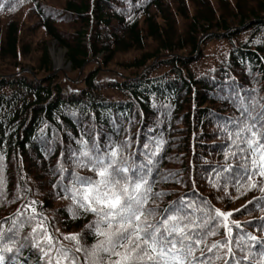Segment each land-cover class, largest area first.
<instances>
[{"label": "trees", "instance_id": "obj_1", "mask_svg": "<svg viewBox=\"0 0 264 264\" xmlns=\"http://www.w3.org/2000/svg\"><path fill=\"white\" fill-rule=\"evenodd\" d=\"M0 3L5 5L0 17L8 18L4 27L0 23V60L18 68L19 59L32 55L34 43L41 57L33 73L49 76L0 73V225L5 231L17 209L35 200L65 246H71L61 236L67 233H80L81 242L91 245L94 236L85 226L92 215L73 218L70 200L53 187L60 180L59 165L66 169V184L73 170L71 151L79 149L81 137L89 144L98 138L101 146L127 137L137 159L144 143L154 147L163 139L152 173L153 192L163 195L149 206L163 211L184 197L223 211L239 209L230 219L242 228L233 225L232 236L250 233L257 240L241 239L233 250L237 258L249 256L240 264H261L264 192L257 187L240 194L234 181H225L233 174L223 171L229 141L221 125L241 118V97L245 103L252 97L264 103V0ZM18 14L32 16V24L24 29L15 20ZM49 42L66 50L72 73H82L72 89L54 75ZM203 58L207 61L196 71ZM254 110L260 111L259 104ZM77 171L92 175L86 168ZM254 180L264 183L259 176ZM18 231L3 264H45L25 240L29 225ZM217 231L209 243L224 238L222 225ZM248 247L251 252L241 250Z\"/></svg>", "mask_w": 264, "mask_h": 264}, {"label": "snow or ice", "instance_id": "obj_2", "mask_svg": "<svg viewBox=\"0 0 264 264\" xmlns=\"http://www.w3.org/2000/svg\"><path fill=\"white\" fill-rule=\"evenodd\" d=\"M4 7L0 3V9ZM244 100L240 98L241 118L221 125L229 141L223 171L233 174L225 181H234L235 191L240 194L241 189L257 187L264 192V183L254 180L257 176L264 180V103L255 97L248 103ZM257 104L259 112L254 110ZM76 142L80 147L71 151L73 170L68 182H63L66 169L61 163L60 180L53 187H60L64 198L70 200L68 211L73 218L92 215L85 227L94 236V242L83 244L80 233L61 234L63 240L71 242L70 247L65 246L49 230L48 218L38 210L39 202L33 200L22 205L23 211L17 209L12 227L7 230L11 236L0 225V264L4 261L3 253L12 251L10 245L15 244L18 228L24 224L30 227L25 240L39 250L45 264H215L220 260L224 264H240L249 259L248 255L237 258L233 250L240 247L241 239L257 240L250 233L232 236L233 225L242 228L238 220L230 219L232 212L239 209L223 211L208 201L196 205L186 202L184 197L163 211L149 206L155 205L153 197L163 195L153 192L152 179L154 157L159 154L163 139L157 140L154 147L151 141L144 143L145 151L138 154L142 159L130 151L132 144L127 137L119 143L108 139L103 146L98 138L91 144L83 137ZM236 160L240 163L234 166ZM79 168H86L92 175H80ZM223 187L227 193V183ZM220 225L224 238L209 243V237L218 235ZM241 250L251 252L250 247ZM78 254H83V261ZM259 256L264 264V251Z\"/></svg>", "mask_w": 264, "mask_h": 264}, {"label": "rangeland", "instance_id": "obj_3", "mask_svg": "<svg viewBox=\"0 0 264 264\" xmlns=\"http://www.w3.org/2000/svg\"><path fill=\"white\" fill-rule=\"evenodd\" d=\"M16 19L18 22H20L24 26V29H26L28 25L32 24L31 22L32 16L26 17V16H23V14L22 15L18 14V17L15 18V20ZM7 20L8 18L5 16L0 17V23L2 24V27L5 26V24L7 23ZM149 42H151V46L155 44V43H152L153 41L151 40ZM42 43L43 41L41 42V44ZM32 49H33V52L30 57H26L22 61H20V59L18 60V63L20 62V64L18 65V68L13 67V64L9 63V61L0 60V73L2 72L4 75H6V74H13L14 72L23 71L25 73L35 75L38 78L49 77L44 72H40L39 74H36L35 72L33 73L35 67H37L38 65V62L41 57V53H40V48L39 47L36 48L34 43H32ZM210 49L211 47H209L207 51H210ZM49 50H50V56H51L52 63H53V69L55 70L54 75L61 80L62 84L66 88L70 86L69 88L72 89L73 86L77 85L78 80L80 79L82 73L77 77L76 74L71 72V66L67 62L65 49L59 48L56 43L49 42ZM59 58L61 60V65L58 62ZM206 61L207 60L203 58L202 63L199 64L195 70L199 71L200 69H202L203 68L202 64L205 63Z\"/></svg>", "mask_w": 264, "mask_h": 264}, {"label": "bare ground", "instance_id": "obj_4", "mask_svg": "<svg viewBox=\"0 0 264 264\" xmlns=\"http://www.w3.org/2000/svg\"><path fill=\"white\" fill-rule=\"evenodd\" d=\"M58 62H59V64L61 65V60H60V58H59V61H58Z\"/></svg>", "mask_w": 264, "mask_h": 264}]
</instances>
